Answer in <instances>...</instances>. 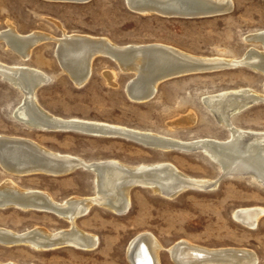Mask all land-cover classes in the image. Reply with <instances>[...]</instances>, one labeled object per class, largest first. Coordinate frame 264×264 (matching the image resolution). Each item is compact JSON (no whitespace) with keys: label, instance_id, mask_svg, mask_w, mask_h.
Masks as SVG:
<instances>
[{"label":"rangeland","instance_id":"1","mask_svg":"<svg viewBox=\"0 0 264 264\" xmlns=\"http://www.w3.org/2000/svg\"><path fill=\"white\" fill-rule=\"evenodd\" d=\"M126 1L90 0L79 4L0 0V31L10 25L20 34L33 32L52 38H61L64 33L80 34L119 47L161 44L188 58L208 62L200 63L188 75L185 72L159 79L154 93L137 103L125 94L127 85L139 76L131 60L121 66L108 55L98 54L91 59L89 76L82 84H77L62 69L54 55L55 44L50 40L35 45L26 60L0 42V62L26 65L46 73L48 81L36 88L32 96L52 116L151 132L181 146L166 150L123 138L28 128L13 115L24 94L3 78H0V136L21 137L48 152L90 164L102 160L128 168L168 164L193 181L208 183L201 190L189 186L178 195L177 191L158 192L141 183L134 184L127 210L117 212L94 203L76 220L79 229L96 237L94 248L62 245L35 250L23 244H0V263L132 264L127 256L128 246L137 235L147 234L153 235L162 246L160 264H174L168 250L181 241L207 249H247L255 254L256 264H264V214L253 228L240 224L234 217L238 210L264 209V185L246 171L223 170L201 145L228 144L230 128L264 134V67L257 64L264 53L258 38L264 32V0H224L229 5L224 14H171V17L138 11ZM105 73H111L114 80H107ZM243 90L261 99L249 101L238 111L229 107L228 122L221 121L207 105L215 96ZM220 172L226 176L216 181ZM8 180L23 191L46 192L62 204L70 198L97 196L94 173L80 167L57 175L35 171L20 176L0 165V189H5ZM0 228L13 233L35 229L54 232L68 230L69 223L49 209L22 210L8 206L0 208Z\"/></svg>","mask_w":264,"mask_h":264},{"label":"bare ground","instance_id":"2","mask_svg":"<svg viewBox=\"0 0 264 264\" xmlns=\"http://www.w3.org/2000/svg\"><path fill=\"white\" fill-rule=\"evenodd\" d=\"M126 2H128L130 7L144 13L158 12L169 16L171 14L198 15L203 13L223 12L224 9L229 7L228 3L224 0H127ZM224 13L225 12H223V14ZM256 34L258 35V33ZM260 35L261 36L258 38L264 46V32ZM49 40L53 41L55 44L54 55L62 66V69L67 72L77 84H82V82L88 78L89 63H91V59L98 54L108 55L121 66H125L124 64L131 60V66L135 67V71L139 76L127 85L126 93L129 97L138 98L139 100L137 102L147 99L149 95L154 93L159 79L167 76L184 74L185 72L198 69L200 63L208 62L206 59L198 60L188 58L182 53L160 46L161 44L149 46L123 45L124 47H119L115 46L113 43L112 45L111 42L109 43L107 40L95 38L94 36H80V34L64 33L61 38H52L33 32L20 34L10 25H8L5 30L0 31V42L22 60L30 56L31 49L35 47V45ZM260 54L257 55L259 56ZM248 55L249 53L246 57H248ZM262 55L263 56L258 58L259 61L256 60L257 64H262L264 67V53ZM248 58H250V56ZM253 58L255 59V57ZM105 76L109 81L114 80L111 73H105ZM0 78H3L4 81L24 94L22 102L13 111V115L16 120L27 127L33 125L51 127L61 122H72L91 126L97 125L98 127L119 129L136 140L139 139V141L149 143V145L143 144L146 146L158 149H169L179 145L181 146V144H178L179 142L169 141L164 139V137H159V134H150L151 132L145 133L132 129L127 130L124 129L123 126L118 127L106 123L90 122L75 118L62 119L52 116L44 111L42 107L40 108L35 98L29 93L30 91L36 90V88L46 83L49 79L46 73L37 68L26 65H7L0 62ZM255 99L261 98L260 96L254 95L252 92L243 90L215 96L211 101L206 100L209 101L207 105L218 115L220 120L228 122L230 117L228 119L226 112L230 109L229 107L238 111L247 106L249 101L253 102ZM231 122L232 121H230V123ZM228 126L232 127L230 125ZM40 127L36 129H43L45 131H50L49 129H51ZM230 129V140L228 144L211 146L210 143L201 144L199 141L201 139L198 140L200 143H197L207 148L205 151L214 161H217L223 170L246 171L251 174L255 181L264 185V134H256L254 133L255 131L253 132L254 134H249L242 132V130L239 131L240 129ZM37 145L33 144V141L31 143L27 139H21V137L12 138L9 136L5 137V135L0 136V165L10 173L20 176L35 171L40 174L57 175L69 173L79 167L86 170L89 169L94 173L97 196L93 199H86L83 197L70 198L62 204L55 202L46 192L23 191L17 188L12 181L8 180L5 189H0V208L13 206L22 210L36 209L37 211V209H49L59 218L66 220L69 223V229L66 231H64V229L63 231L54 232H48L46 231L47 229H35L22 233H13V231L11 232L4 228H0L1 245L12 246L23 244L35 250H46L48 248L61 247L62 245L76 246L85 250L92 249L97 244L96 237L92 236L93 234L90 235L79 229L76 226V220L84 216L94 203L117 212L125 211L127 210L126 208L129 202V193L134 184L141 183L158 192L160 190L179 192L189 186H196L201 190V188L208 183L206 181H195V179L193 181L191 180L192 178L189 179L188 176L182 175L176 168L173 169L168 164L141 168H128L130 166L125 167L114 162H103V160L102 162L90 164V162L87 163L76 157L74 158L68 155L61 156L62 154L57 155L54 154V152L51 153L52 151L48 152L49 150L46 151ZM263 214V208H247L236 211L234 217L240 224L241 222L246 223L250 225L249 228H253L258 218ZM152 236L139 234L129 244L127 256L132 264H160L159 251L162 249V246ZM168 252L174 264H256L257 262L255 254L247 249H207L193 246L183 241L173 245ZM0 264H15V262H3Z\"/></svg>","mask_w":264,"mask_h":264},{"label":"water","instance_id":"3","mask_svg":"<svg viewBox=\"0 0 264 264\" xmlns=\"http://www.w3.org/2000/svg\"><path fill=\"white\" fill-rule=\"evenodd\" d=\"M44 1H49V2H69V3H79V4L81 3L82 4V3H87L90 0H44ZM23 60H26V59H23ZM223 66H226V65H223ZM116 67H117V65H116ZM189 73H192V72H188V73H185V74L188 75ZM35 92H36V90H33V91H30L29 93L32 96V95L35 94ZM125 94L128 97V99H130L133 102L134 101L137 102L139 100L138 98L136 99V98L129 97L127 95V93H125ZM151 98H152V96L148 100H150ZM40 126H42V125H39V126L38 125H33L31 127H28V128H39ZM40 128H51L49 130H54V131H59V130H64L66 132L75 131V132H81V133H84L86 135H93V136L96 135V136H103V137L123 138V139H127V140L137 141V142H140L141 144L149 145V143H144L143 141H139V139L136 140L135 138L126 135L125 132H123V131H121L119 129L107 128V127H98L97 125L96 126H91V125H87V124H77V123H72V122L71 123L70 122H61V123H56V124H54L51 127L42 126ZM223 177H225V174L220 172V174L218 176V181L221 178H223ZM178 194H179V192L176 195H178ZM256 223H255V226H256ZM241 224L246 226V227L250 226V225H248L246 223H242V222H241Z\"/></svg>","mask_w":264,"mask_h":264}]
</instances>
